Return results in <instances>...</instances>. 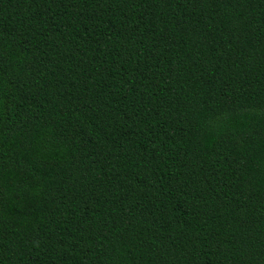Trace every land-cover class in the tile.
Wrapping results in <instances>:
<instances>
[{"label": "trees", "instance_id": "obj_1", "mask_svg": "<svg viewBox=\"0 0 264 264\" xmlns=\"http://www.w3.org/2000/svg\"><path fill=\"white\" fill-rule=\"evenodd\" d=\"M0 264H264V0H0Z\"/></svg>", "mask_w": 264, "mask_h": 264}]
</instances>
